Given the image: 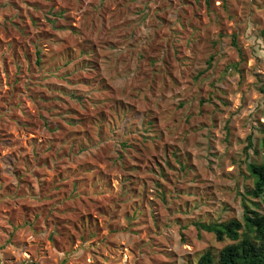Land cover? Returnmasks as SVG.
<instances>
[{
    "label": "rangeland",
    "instance_id": "rangeland-1",
    "mask_svg": "<svg viewBox=\"0 0 264 264\" xmlns=\"http://www.w3.org/2000/svg\"><path fill=\"white\" fill-rule=\"evenodd\" d=\"M262 89L264 0H0V264L217 252L194 222L263 212Z\"/></svg>",
    "mask_w": 264,
    "mask_h": 264
},
{
    "label": "trees",
    "instance_id": "trees-1",
    "mask_svg": "<svg viewBox=\"0 0 264 264\" xmlns=\"http://www.w3.org/2000/svg\"><path fill=\"white\" fill-rule=\"evenodd\" d=\"M85 49V47L76 48L79 53ZM71 59L70 53L66 62ZM36 61L40 63L41 60L37 57ZM262 90L264 91V89ZM42 123L48 124V121ZM23 124L26 127L29 125L28 122H23ZM261 151L262 160L260 162L250 161L247 164L249 175L253 179V188L248 193L264 202V134L261 138ZM73 188L75 189V185ZM254 205L257 206L256 203ZM194 225L199 230L212 233L217 241L229 240L217 252L211 249L202 252L195 264H264V207L263 212H260L250 208L245 201H242L241 219L230 218L212 222L196 221Z\"/></svg>",
    "mask_w": 264,
    "mask_h": 264
}]
</instances>
